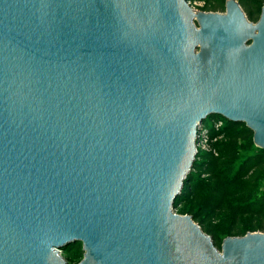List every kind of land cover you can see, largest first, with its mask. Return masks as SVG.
<instances>
[{"label": "water", "instance_id": "obj_1", "mask_svg": "<svg viewBox=\"0 0 264 264\" xmlns=\"http://www.w3.org/2000/svg\"><path fill=\"white\" fill-rule=\"evenodd\" d=\"M212 115L264 149V7L0 0V264H264L175 210Z\"/></svg>", "mask_w": 264, "mask_h": 264}, {"label": "trees", "instance_id": "obj_2", "mask_svg": "<svg viewBox=\"0 0 264 264\" xmlns=\"http://www.w3.org/2000/svg\"><path fill=\"white\" fill-rule=\"evenodd\" d=\"M199 9L224 12L227 0H201ZM249 20L260 18L264 0H237ZM215 122H221L218 130ZM211 151H200L175 202V210L191 215L202 230L221 249L229 236L248 232L264 233V149L254 143V132L244 123H235L221 116L213 120ZM68 264L79 263L84 255L82 243L66 248Z\"/></svg>", "mask_w": 264, "mask_h": 264}, {"label": "built area", "instance_id": "obj_3", "mask_svg": "<svg viewBox=\"0 0 264 264\" xmlns=\"http://www.w3.org/2000/svg\"><path fill=\"white\" fill-rule=\"evenodd\" d=\"M188 3H189V5H191L194 9H196L192 4H191V1L190 0H188ZM199 6H201V5H199ZM198 6V7H199ZM196 10H198V9H196ZM221 125H222V123L221 122H215L214 123V127L218 130V128H220L221 127ZM206 130V131H205ZM204 132H206V133H208V130L207 129H205V126L203 125L200 129H199V131H198V141H197V151H198V154H199V152L200 151H206V152H210L211 151V147H210V142H211V138H208L207 136H209V135H207L206 134V138H204V135H203V133ZM206 139V140H205ZM212 140H214V139H212ZM203 142H205V143H203ZM203 144H207V146H208V148H204V149H202V145ZM177 212V211H176Z\"/></svg>", "mask_w": 264, "mask_h": 264}, {"label": "rangeland", "instance_id": "obj_4", "mask_svg": "<svg viewBox=\"0 0 264 264\" xmlns=\"http://www.w3.org/2000/svg\"><path fill=\"white\" fill-rule=\"evenodd\" d=\"M191 1V4L194 6L195 4V8L196 9H198V10H200L199 9V5H203L204 4V2L203 1H201V0H190ZM217 115H212V116H210L205 122H204V126H205V129H207L208 130V133H206V132H204L203 133V135H204V138H206V134L207 135H209V130L211 131V128H212V124H213V120L215 119V117H216ZM206 131V130H205ZM208 138H211V140L212 139H214L211 135H209V136H207ZM206 140V139H205ZM203 143H205V142H203ZM202 145V144H201ZM204 148H208V146H207V144H203L202 145V149H204ZM62 255L66 258V254H64V253H62Z\"/></svg>", "mask_w": 264, "mask_h": 264}]
</instances>
